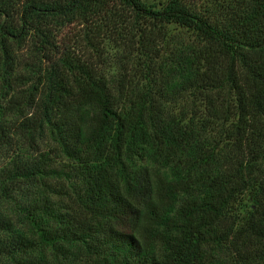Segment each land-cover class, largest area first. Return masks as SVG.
I'll list each match as a JSON object with an SVG mask.
<instances>
[{
    "label": "trees",
    "instance_id": "trees-1",
    "mask_svg": "<svg viewBox=\"0 0 264 264\" xmlns=\"http://www.w3.org/2000/svg\"><path fill=\"white\" fill-rule=\"evenodd\" d=\"M0 264H264V0H0Z\"/></svg>",
    "mask_w": 264,
    "mask_h": 264
},
{
    "label": "rangeland",
    "instance_id": "rangeland-1",
    "mask_svg": "<svg viewBox=\"0 0 264 264\" xmlns=\"http://www.w3.org/2000/svg\"><path fill=\"white\" fill-rule=\"evenodd\" d=\"M78 28H79L78 25L63 26L61 29V32H60V33H63V35H61L60 40L65 41L67 39L68 44H71V45L77 47L78 46L77 42L79 40L77 39V40H74V42H71L72 40H70V39L75 37V34H77L76 32H78L77 31ZM167 30L170 33H175L176 35L179 34V35L184 36L185 38H190L192 36L189 31L182 29V28H179V27H176L175 25H169ZM79 48L82 49V46L79 45ZM75 49H77V48H74V50ZM80 49L78 50V52H80ZM249 147H251V146H249ZM247 203H248V201H247Z\"/></svg>",
    "mask_w": 264,
    "mask_h": 264
}]
</instances>
